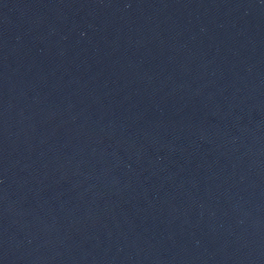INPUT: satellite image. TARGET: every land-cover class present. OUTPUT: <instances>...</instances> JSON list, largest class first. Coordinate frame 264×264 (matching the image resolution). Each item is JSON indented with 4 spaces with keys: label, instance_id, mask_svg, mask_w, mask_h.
Here are the masks:
<instances>
[{
    "label": "water",
    "instance_id": "1",
    "mask_svg": "<svg viewBox=\"0 0 264 264\" xmlns=\"http://www.w3.org/2000/svg\"><path fill=\"white\" fill-rule=\"evenodd\" d=\"M0 264H264L245 0H0Z\"/></svg>",
    "mask_w": 264,
    "mask_h": 264
}]
</instances>
